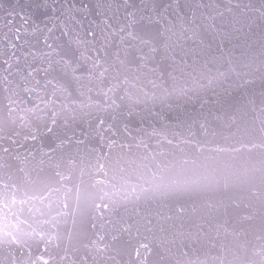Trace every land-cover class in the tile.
I'll return each instance as SVG.
<instances>
[{
	"label": "snow or ice",
	"instance_id": "snow-or-ice-1",
	"mask_svg": "<svg viewBox=\"0 0 264 264\" xmlns=\"http://www.w3.org/2000/svg\"><path fill=\"white\" fill-rule=\"evenodd\" d=\"M0 10V264H264V0Z\"/></svg>",
	"mask_w": 264,
	"mask_h": 264
},
{
	"label": "water",
	"instance_id": "water-1",
	"mask_svg": "<svg viewBox=\"0 0 264 264\" xmlns=\"http://www.w3.org/2000/svg\"><path fill=\"white\" fill-rule=\"evenodd\" d=\"M14 3H16V0H0V5H3L4 7H11ZM3 23V12L2 10H0V25H2ZM184 108L189 112V113H192V112H195L198 108H199V105L198 104H195V105H192V104H189V105H185ZM169 124H174L175 122L174 121H168ZM155 126L157 129H159L161 131V135L158 136V137H154L151 141L152 145L154 147L157 146V140H160L161 143L163 144V147L165 150L168 149V146L166 144V141L164 140V137L165 136H171L172 134V131L173 129L171 127H169L168 129H163L162 126H161V123L160 122H154ZM145 127H148L147 124H145ZM149 131H151V129L149 128L148 129ZM175 131H180V129H174ZM12 223H15V221H12ZM4 227V220H3V214L0 213V228H3Z\"/></svg>",
	"mask_w": 264,
	"mask_h": 264
}]
</instances>
